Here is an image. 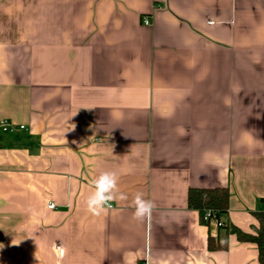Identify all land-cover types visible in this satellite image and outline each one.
<instances>
[{"label":"crops","instance_id":"obj_1","mask_svg":"<svg viewBox=\"0 0 264 264\" xmlns=\"http://www.w3.org/2000/svg\"><path fill=\"white\" fill-rule=\"evenodd\" d=\"M103 171L128 201L94 216ZM263 212L264 0H0V264H260L227 226Z\"/></svg>","mask_w":264,"mask_h":264},{"label":"trees","instance_id":"obj_2","mask_svg":"<svg viewBox=\"0 0 264 264\" xmlns=\"http://www.w3.org/2000/svg\"><path fill=\"white\" fill-rule=\"evenodd\" d=\"M189 207L198 210L201 214V219L204 223L205 215L208 211L218 223L220 222V215L227 211L229 203V191L226 188L214 189H190L189 191ZM259 221V228L255 227V234L244 233L233 225H228V234H235L241 242H250L257 245L259 253V262L264 264V212L256 213ZM223 225V224H222ZM228 241L216 242L212 237L209 239V248L213 249H227Z\"/></svg>","mask_w":264,"mask_h":264},{"label":"clouds","instance_id":"obj_3","mask_svg":"<svg viewBox=\"0 0 264 264\" xmlns=\"http://www.w3.org/2000/svg\"><path fill=\"white\" fill-rule=\"evenodd\" d=\"M119 176L114 171L101 172L92 182V189L86 197V210L94 216H100L111 206L112 202L128 201V196L119 191ZM129 206L133 209L132 218L143 223L151 220L157 209L152 199H146L142 192H137ZM2 247V245H0Z\"/></svg>","mask_w":264,"mask_h":264},{"label":"built area","instance_id":"obj_4","mask_svg":"<svg viewBox=\"0 0 264 264\" xmlns=\"http://www.w3.org/2000/svg\"><path fill=\"white\" fill-rule=\"evenodd\" d=\"M144 23L146 25H149L150 24V21L148 19H145ZM22 129L24 128V126L21 127ZM3 130L4 131H7L8 130V125L7 123H4V127H3ZM50 208H54L55 205L54 204H50L49 205ZM205 221H208V222H211V221H216V219L212 216L211 212L208 211L205 215ZM219 225H222V223H218ZM0 240H1V235H0Z\"/></svg>","mask_w":264,"mask_h":264}]
</instances>
